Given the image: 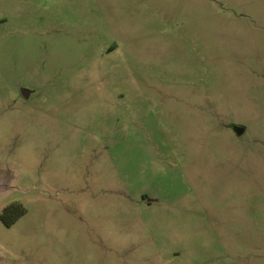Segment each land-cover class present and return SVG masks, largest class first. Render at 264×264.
<instances>
[{
	"label": "rangeland",
	"instance_id": "1",
	"mask_svg": "<svg viewBox=\"0 0 264 264\" xmlns=\"http://www.w3.org/2000/svg\"><path fill=\"white\" fill-rule=\"evenodd\" d=\"M11 203L0 264H264V0H0Z\"/></svg>",
	"mask_w": 264,
	"mask_h": 264
},
{
	"label": "trees",
	"instance_id": "2",
	"mask_svg": "<svg viewBox=\"0 0 264 264\" xmlns=\"http://www.w3.org/2000/svg\"><path fill=\"white\" fill-rule=\"evenodd\" d=\"M25 213L26 208L21 204L11 203L4 207L0 219L2 223H4V225L8 227L13 225Z\"/></svg>",
	"mask_w": 264,
	"mask_h": 264
},
{
	"label": "water",
	"instance_id": "3",
	"mask_svg": "<svg viewBox=\"0 0 264 264\" xmlns=\"http://www.w3.org/2000/svg\"><path fill=\"white\" fill-rule=\"evenodd\" d=\"M21 92H22V95H23L24 97H27V96H28V91H27L26 89H22ZM243 131H244L243 128H237V132H238L239 134H241Z\"/></svg>",
	"mask_w": 264,
	"mask_h": 264
}]
</instances>
